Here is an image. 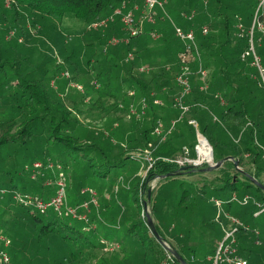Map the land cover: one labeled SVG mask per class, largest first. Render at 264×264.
I'll use <instances>...</instances> for the list:
<instances>
[{
	"label": "trees",
	"instance_id": "obj_1",
	"mask_svg": "<svg viewBox=\"0 0 264 264\" xmlns=\"http://www.w3.org/2000/svg\"><path fill=\"white\" fill-rule=\"evenodd\" d=\"M230 2H233L231 6ZM259 4L260 0H168L167 12L177 13L182 18L192 12L193 19L198 16L196 42L204 68L210 76L206 92L201 90V80L191 78L192 92L186 98L191 109L186 115L192 116L185 120V127L195 131L189 121L196 120L200 134L213 148L215 161L228 157L233 160L224 161L216 169L215 177L205 180L200 187L195 182H189L192 191L186 188L185 182H181V188L175 193L169 190L162 193L163 181L169 185L183 176L179 173L180 165L166 158L175 160L187 144L182 136L183 128H177V125L168 139L162 140L155 134L159 121L170 120L169 116L163 115L168 106L161 109L155 104L160 96H150L152 82L162 74L157 73L148 80L146 75H139L141 71L137 70L136 63L155 68L153 56L157 53V56H164L172 51L165 40L168 31L175 33L173 24L167 19H159L152 29L130 37L120 17H116L104 32L97 28L93 35L89 32L90 24L111 17L124 5L125 12L136 5L142 7V2L0 0V167L4 165L2 152L11 145L19 144L21 150L26 151L24 157L19 158L23 159L25 171L39 161L44 165L55 163L64 171V176L66 173L67 177L78 181L80 188H87L98 180L110 178L117 168H121V175L115 181L116 193L122 189L132 190L135 181L133 211L127 210L123 203L119 204L122 213L118 223L120 227L121 222L125 226L123 240L119 242H110L99 229L89 228L91 221L86 223L69 215L59 216L53 210L41 214L23 204L13 205V199L7 198L6 203L13 206V212L10 214L0 209L2 215H11L9 220L1 221L0 230L11 242L9 253L13 264H236L237 260L246 264H264V75L261 73V70L264 71V34L257 24L253 43L261 70L254 65L255 57L251 53L243 58L250 49L249 32ZM244 15L247 16V24L243 22ZM65 18L82 21L88 27L71 46L59 40L57 26ZM257 18L264 26V8L258 12ZM239 24H242L240 30ZM204 28L208 29L207 34L203 33ZM191 29L185 28L186 31ZM151 30L160 35L159 39H153ZM14 31L15 36L11 38ZM49 31L56 33L51 37L52 45L60 48L63 62L55 61L44 39L35 42V38L49 34ZM114 36L128 38V42L108 43ZM151 40L159 44L151 48ZM184 49L177 51L178 61L174 71L169 73V77L164 75L165 85H169L171 80L173 83L175 76L180 74L179 54ZM122 53H133L132 58L127 59L133 64L123 71L127 76L123 82H130L136 87L137 94L148 101V109L144 117L131 115L133 126L131 130L122 132L119 144L102 130L85 126L79 119L83 113L81 106L75 104L69 107L54 84L65 88L83 74L82 79L94 81L96 87L93 86L84 95L87 98L91 94L103 96L97 89V76L105 75L106 85L117 83V56ZM96 62L98 65L93 67ZM90 66L97 76L89 72ZM67 67L71 69L72 76L58 79L63 72H67ZM159 67L165 71V65ZM192 69L197 71L195 63ZM228 79L234 80L236 86L230 85ZM220 95L223 99L219 98ZM101 98L90 106L91 115L105 111V108L98 109L99 105L107 102L103 103ZM166 98L168 95L160 100L163 99L164 103ZM236 106L239 109L234 110ZM217 109H221L220 117L226 127L218 123L221 121L218 117L214 119ZM117 112L120 113L119 110ZM186 115L180 119L184 120ZM172 124L170 120L166 127ZM192 146H189L190 149ZM148 148L156 160L152 166L140 155H135ZM9 150L14 153V147ZM192 155L195 156L193 149ZM236 160H239V167L248 161L252 165L250 171L236 168ZM133 162L141 163L142 167H132ZM193 168L189 169L190 172L197 171ZM144 169L148 174L146 178H141L139 174ZM18 173H9L11 176L6 181L0 180V189L4 187L12 194L24 196L28 195L25 189L34 188L40 193L38 198L44 200L55 195L54 191L49 197L45 191V177L32 180L31 172L30 178L23 183V190L16 193L14 189H19L15 182ZM128 174L135 177L131 178ZM168 174L172 176L161 178ZM148 178H160L150 201L148 187L144 185ZM122 182L127 185H122ZM207 189L212 193L210 202L202 196ZM170 193L171 207H166ZM2 197L0 203L4 201ZM147 203L151 205L152 213L149 215L160 238L152 233L148 225ZM107 207L105 205L97 214L105 213L113 221L117 210L115 208L110 213ZM233 219L238 223H232ZM111 245L119 249L122 247L121 252L111 254ZM227 248L228 254L221 256V251ZM0 264L3 263L0 261Z\"/></svg>",
	"mask_w": 264,
	"mask_h": 264
},
{
	"label": "rangeland",
	"instance_id": "obj_2",
	"mask_svg": "<svg viewBox=\"0 0 264 264\" xmlns=\"http://www.w3.org/2000/svg\"><path fill=\"white\" fill-rule=\"evenodd\" d=\"M167 3H168V0H167ZM230 3H231L230 4V6H231L233 4V2H230ZM258 8H259V6H258ZM263 8H260L259 10L257 9L258 11H256V13L259 12L260 10H262ZM209 12L212 14L211 11H209ZM192 14H194V12L189 14V16ZM168 15H169L170 19L165 18V20L167 19L166 20L167 22L170 21L169 23H171V24H172V22H174L176 25L181 27L184 31H186L185 28L191 27L192 28L191 30L196 33L195 29L198 28L197 27L198 26V19H199L198 16L195 19H189L185 16H183V18H182L179 14L169 13V11H168ZM198 15H199V13H198ZM242 18H243V22L246 23L247 22V16L244 15ZM106 19H108V18H106ZM106 19H103V20H106ZM103 20H101V21H103ZM101 21L94 22V23L90 24L89 25V29H90L89 32L92 33L93 35H95V31H97V30L104 32L105 29H107V27L111 23L110 22L107 25V27L101 26V27H98V29H97L94 24L99 23ZM57 22L58 21H56L55 24H57ZM163 24H165V23H163ZM166 25H168V23H166ZM239 27H242V24L238 25V29H239ZM57 28L59 31V33L57 32L59 34V40L62 44H64V45L67 44L66 46H71L73 43H75L76 39L79 38L81 33H83L84 31H86L88 29V27H86L82 21H78L76 19L73 20L71 18H68V19L65 18L63 20V22H61L60 25L57 26ZM94 29H97V30H94ZM191 30H188V31H191ZM51 31H49L50 32L49 34H47V33L42 34L44 37L38 36L37 38H35V42L39 43L38 42L39 40L44 39L45 42L47 43V47L52 50V54L55 58V61L56 62H63V58L60 55V53H61L60 48L54 47L52 45V44H54V42H53V39L51 37L54 34L56 35V33L51 32ZM14 36H15V31L11 35V38ZM113 39L121 41V40H124V37L114 36L111 39H109L108 43L111 44V41ZM197 39H199L198 36H197ZM20 41H22V38L20 39ZM90 42H92V41H90ZM165 42L167 43V45L170 47V49L172 51L169 53H165L164 56L163 55L157 56L158 53L156 55H154L153 56V60H154L153 62L156 65L155 68H153L152 66L149 67V65H147V64L141 65L140 63H136V66H137V70H139V72L141 71L139 73V75H146V78L148 80L153 79L157 73L162 74V77H156L154 79V81L152 82V85H151L152 88L150 89V96L155 97L158 95L161 98L164 95L165 96L168 95V99L166 98V101L164 100L165 102L163 105H161V109H164L163 106H165V108H166V106H168L165 113L167 116H169V119L171 120V122L175 123V127L177 125V128H180V127H181V129L183 128L182 129L183 130L182 136L185 139V142L187 144V145H184L182 147L181 154H179L178 157L175 159V160L180 159V158L184 159V160H181L180 167L186 168V169L179 171V173H183V176L181 175V177L178 178V180H176V181L174 180V181L170 182L171 184H169V185H167V183H168L167 181H163L162 183H163L164 189H162V193H166V191H168V190L171 191L172 193H175V191H177L178 189L181 188V182H185L186 188L189 191H192L191 188L189 187L188 183L189 182H195L198 185V187H200L201 184L205 182V180L210 181L212 178L215 177V171H216V169H218V168H215V165L218 162L215 161V157H214V160L209 163L206 160H203L202 157L198 156L197 150H198V147L201 146L200 138L203 136L202 134H200V132L198 130V123H197V127L194 126L195 131L185 127V125H186L185 120L191 118L190 116H192V115H188V116L186 115L184 120L180 119L182 116V113H181L180 109H178L175 106V99L177 98V96L179 94V86L177 85V82H176V78L179 74L177 76H175V78H174L175 80L173 83H172V80L170 81L169 85L168 84L165 85L163 83V80L165 82V76L169 77V73L174 71V67H177V65L175 63L176 60L178 61V52L177 51L185 48V44L176 36L175 33H171L170 31H168V33L166 35ZM25 43H23V44H25ZM94 43H96V41H94ZM26 44H29V43H26ZM158 44H159L158 42H153L152 40L150 42L151 48L158 45ZM107 46H112V45L108 44ZM97 51L99 53L101 52L100 49H97ZM132 54L133 53H126L124 55V53H122L121 55L117 56V83L112 82L110 85H106L105 75L101 74V75L97 76V72H94L91 70L92 66H90V69L88 68L89 72L92 75L97 76V79L99 80L97 89L99 90V93H103V96H97L98 94H94V96H93V94H91V97L87 98L84 95L87 93V90H88V92H90L91 90H89V89H93L95 86H94V81H91V80L84 81V79H82L83 74H82L81 78L73 79L71 84L67 85V87L65 85V88H62V86L60 88L59 85L54 84V86H55L54 88L59 91L60 96H64L65 101L67 102L69 107H73L75 104H79L81 106L83 113L80 114L79 119L81 122L84 123L85 126L91 128V129L96 128L98 130H102L104 132V134H107L108 136L109 135L112 136L115 139V141L119 144L122 142V141L120 142L118 139V138L122 137V132L127 131V130L128 131L131 130L130 128L133 126V123L131 122L133 120V117L131 115H134L135 117H142V116L144 117V115L146 114V111H142L143 115H139L138 114L139 112L136 114L132 112V107H131L132 105L134 106L133 109H136V107H137V109L142 108L141 103H142V100L144 97L141 98V96H140L141 94H137L136 87L135 86L133 87L130 82H128V83L123 82V78L127 77L126 73L123 71H126L125 69L130 68L133 64V62H129V63L127 62V59L132 58ZM180 56L181 55L179 54V59H180ZM199 57H200V60L196 56L195 60L191 59L192 62H188V66L191 69V73L189 74V77H188L190 84H191V92H192V82H191L192 77H195L198 80H201L203 82L202 87H201L202 91L206 92L208 89V86H209L208 85V82L210 79L209 71L204 68V65H203L204 63H203V60L201 58V55H199ZM180 61H181V59H180ZM147 63H149V62H147ZM194 63H195V67L197 68V71L192 69V67L194 66ZM97 65H98V63L96 62L93 64V67L97 66ZM160 65H165V69H164L165 71L164 72L159 67ZM184 65H185L184 63L183 64L181 63L180 68L182 69V67ZM200 65H202V68L204 69V71H206V74H207L206 77H204L201 73H199L200 72ZM26 66L31 67V68L33 67V65H26ZM221 69L224 70L223 66L221 67ZM73 75H75V73ZM71 76H72L71 69L69 67H67V72H63V74H61L58 79H62L63 77L68 79ZM78 77H80V75ZM97 79L95 78V81ZM228 82L230 85L236 86V82L234 80L228 79ZM162 94H164V95H162ZM80 95L83 97L82 99H81ZM222 97H223V95H220L219 98L223 99ZM99 98H101V101L103 103L107 101L106 104H101V105H99V108H98V109L105 108V109H103L105 111L95 112V113H92V115H91L89 113L90 106H93V104L95 103L94 101L98 100ZM173 99H174V102H173ZM82 100H84V101H82ZM167 100H168L169 104L167 103ZM132 101H134V103H132ZM186 104L189 107V111H190L191 106L187 103V101H186ZM116 105H117V109L115 108ZM170 105H171V107H169ZM147 109H148V101H147L146 110ZM237 109H239V108H237V106H236L234 108V110H237ZM117 110H119L120 113L117 112ZM220 115H221V109L220 110L217 109L214 111L213 117H214V119H215V117H218L221 120V121H219L217 119V121H219L218 123H222L223 126L226 127V124L223 123L224 120L222 117H220ZM170 120L162 122L163 123V130L165 131L161 135L162 140L168 139L174 132L173 131L169 134L166 133L170 128V126H169V128L166 127V123H169ZM159 122H161V121H159ZM112 132H114V134H112ZM199 134H200V136H199ZM152 145L153 144L151 143L150 146H152ZM189 146H192L191 149ZM12 147H14V153L13 154L9 150V148H12ZM192 149L195 152V156L192 155ZM201 150H202V147L200 148V151ZM212 151H213V148H212ZM150 152H152V151H150L148 148V149H145L142 152V154L139 153V151H138V154L136 153L135 155H137V156L140 155L141 158H144L148 162L151 163L152 162V160H151L152 156H151ZM2 154H3L2 158L4 160V165L2 167H0V180L6 181L7 177L9 175L11 176V174H9V173H14L15 171H19V173L17 174V178H16L17 181H15V182H17L18 187H19V189L18 188L14 189L16 193H19V191L23 190L22 189L23 183H24L25 179L30 178V172L32 174L31 175L32 180L38 179V176L35 177V179H33V176L37 172L36 167L37 166L41 167V165H42L41 161L37 162V163H39L38 165H33L32 168L26 169V171H25L23 159L19 160V158H23L24 155L26 154V151L21 150L19 144L18 145L16 144L13 146L11 145L10 147L6 148L2 152ZM149 154H150V156H149ZM213 155H214V151H213ZM203 157L207 158L205 156H203ZM152 158L154 159V157H152ZM186 158H189L188 160H195V163H196V161H197V163L198 162L199 163L189 165L187 163L188 161H186ZM166 160L167 161H175V160H171V159H167V158H166ZM37 163H35V164H37ZM48 163L46 165L43 164L42 167L40 168V170L42 169V171L44 173V177L46 179L45 191L53 194L54 191L56 192V190H57V183L59 180L58 178H59L60 174H62L64 171L62 172L61 171L62 169H60L59 166H57V164H55V163L52 164L53 167L50 168L49 165L51 163L50 164H48ZM139 166L142 167V164L136 163V162H133V164H132V167H135L136 169H139ZM192 166H194L195 168H193V169L197 170V171L190 172L189 169ZM250 166L252 167L251 164H248V161H245L244 165H242L241 167L238 166V169L250 171L249 170ZM187 167H189V168H187ZM28 170H30V172ZM121 171H122L121 168L120 169L117 168L112 173L110 178L105 179V180L103 179L100 181L98 180L94 185L87 187V188H90L97 193V205H91L90 210L79 209L80 205H82L84 203V201L89 200V198H90L89 194L88 195H82L81 194L82 190L84 189L83 187H85V186L80 188L78 181L75 178L70 179L69 177H67L68 175L65 173V175H66L65 178L67 181L66 190H67V197L69 200V206L74 207V208H78L79 214H88L89 219L91 221L90 222L91 225L89 228L99 229V232L103 233L104 237L107 238V240H109L110 242L122 241L123 236H124V234H123L124 228H125V226L123 225L124 223L121 222L122 228L119 226V223H118L119 218L121 217L120 215L122 213L119 210V208H120L119 204L123 203L127 210H129L131 212L133 211V194H134L133 188H134L135 181L132 183V190L122 189V190H119L118 193H116L117 184L115 181H116V178H118L121 175ZM6 173H8V174H6ZM147 174L148 173L145 172V169H144V171L141 174H139V177L146 178ZM128 175L130 176V174H128ZM47 177H48V179H47ZM130 177L134 178L135 176L131 175ZM158 183H159V179L148 178L145 181L144 185H145V187H148L149 201L152 197V191L157 189ZM123 184L125 186L127 185L126 182L125 183L122 182V185ZM24 191H25V193H27L28 195H31L32 197L33 196L39 197L38 195L40 194L38 191L34 190V188H31V189L27 188ZM0 193H1L0 197L3 196L2 198H4V201H1L3 203H0L1 211L5 210V212L12 214L13 211L11 210V208H13V206H10L9 204H7L6 200H7V198L11 197L13 199L12 200L13 205H18L19 199H17V194H12V192H9L4 187H2V189H0ZM170 196H172L171 193H170L169 198L167 200L166 207L167 206L171 207L172 199L170 200ZM202 196L204 197L205 200L208 201L212 197L211 190L207 189L205 191V195H202ZM49 197H51V196H49ZM209 202H210V200H209ZM105 205H108L107 209L110 210V213H111V211L113 212V210L116 208L117 211L115 213V219L113 221H110L108 219V217L105 215V213H102L100 215L97 214V212L104 209ZM80 208H82V207H80ZM145 211H146V213L151 215L152 209H151L150 204H148V203L145 204ZM10 216L11 215L7 216V214L4 216L0 213V223H1V221L9 220ZM232 223H238V220L233 219ZM228 236H230V234ZM1 237H7V236L4 235L2 233V231L0 230V251L4 250V251L8 252V254L10 255L9 249L11 247L6 248ZM121 248L119 249V248H117V246H113V247L109 246L110 253L113 255H118L121 252ZM227 250H229V248L223 249L221 251L220 255L225 257L226 256L225 253H227ZM219 258H220V256H219Z\"/></svg>",
	"mask_w": 264,
	"mask_h": 264
},
{
	"label": "built area",
	"instance_id": "obj_3",
	"mask_svg": "<svg viewBox=\"0 0 264 264\" xmlns=\"http://www.w3.org/2000/svg\"><path fill=\"white\" fill-rule=\"evenodd\" d=\"M140 2H142V7L139 5H136L132 10H129L127 12H125V5L122 8H119L115 11V13L109 17L106 20H103L99 23H95V27H101V26H107L112 20H114L116 17H120L121 22L123 23L128 35L130 37H135L140 35L141 33H143L144 31V25L145 23H149L152 25L157 24L158 19H165V18H169L168 12L166 10V4H167V0H139ZM264 7V0H260V4H259V8H263ZM257 10V11H258ZM159 13L160 16H159ZM194 14H192L191 16H188L187 18L189 19H193ZM258 12L255 15V19H254V23L252 26V29L250 30L249 34H250V49L249 52H246L243 55V58H245L246 56H248L250 53L251 55H253L255 57V63L254 65L259 67L261 70V66H260V60L259 58H257L256 54H255V48H254V43H253V33H254V27L257 24L259 31H261L264 34V26L262 24H260V22L258 21ZM174 30H175V34L176 36L185 44V49L184 51L180 54V59H181V63L185 64L182 67V70L180 72V74L177 76L176 78V82L177 85L180 88V92L179 95L177 96V98L175 99V106L180 109L182 116H185L188 112H189V107L186 104V98L187 96L190 95L191 93V84L189 81V74L191 73V69L188 66V62H192V60L197 58L200 60V52L198 49V45L196 42V34L194 31H184L181 27H179L178 25H176L174 22H172ZM240 29H242V27H240ZM243 31V30H242ZM203 33L207 34L208 33V29L204 28L203 29ZM152 37L153 39H159V35L156 32L152 33ZM125 42H128V38L124 39ZM119 41L116 39H113L111 41L112 45H116L118 44ZM204 77H206V71H204V69L202 68V65H200V72ZM262 75H264V71L261 70ZM155 104L156 105H161L162 103L157 99L155 100ZM142 108L139 111H137L136 109H133L134 106L132 105V112L133 113H138L139 115H143L142 111H146L147 108V101L145 100V98L142 100ZM189 124L197 127V122L195 120H190ZM175 127V123L172 124V126L170 127V129L166 132L167 134L171 133L173 131ZM165 131L163 130V123L162 122H158L156 128H155V133L159 136H161ZM200 144L201 146L198 147L197 150V154L199 157H202L203 160H206L207 162H211L209 161V159L204 158L201 154H200V148L202 147V140L200 139ZM207 144V143H206ZM208 146L210 147V152L211 154H213L212 151V147L210 144H208ZM188 155V154H187ZM150 156V154H149ZM189 158H186V161H188L187 163L189 165L191 164H196L195 160H188ZM212 159V158H211ZM146 160V159H145ZM152 162H147L150 164V166H152L156 160H154L151 157ZM181 160H184L183 158L177 159L175 160L176 163H178L179 165H181ZM197 162V161H196ZM199 163V162H198ZM34 164V165H38ZM42 164V163H41ZM40 164V165H41ZM50 164V163H49ZM39 165V166H40ZM43 165V164H42ZM41 165V167H42ZM41 167H36L37 172L36 174L33 176V179H35V177H44V173L42 171V169L40 170ZM50 168L53 167L52 163L49 165ZM58 183H57V190L55 195L50 198L49 200H44L41 198H32L29 195H24V196H20L17 195V199H19V204H23V206L27 207V208H31L36 212H39L41 214H45L46 212L53 210L55 211L59 216H64L69 215L71 218L73 219H77L80 221H84L86 223L90 222L89 216L88 214H79L78 212V208H74V207H70L69 203H68V197H67V186H66V180H65V176L64 174H60L59 178H58ZM118 190V188L116 187V191ZM83 195H90L89 200L84 201V203L82 205H80L79 209H86V210H90V206L91 205H97V193L95 191H93L90 188L84 189L82 191ZM217 204L220 206V203L217 201ZM2 241L5 244L6 248H9L11 242L9 239H7L6 237H1ZM111 247H113L111 245ZM218 259H220L218 257ZM0 261L3 264H12L11 261V257L8 254V252L1 250L0 251ZM236 264H246V262L241 261V260H237Z\"/></svg>",
	"mask_w": 264,
	"mask_h": 264
},
{
	"label": "water",
	"instance_id": "obj_4",
	"mask_svg": "<svg viewBox=\"0 0 264 264\" xmlns=\"http://www.w3.org/2000/svg\"><path fill=\"white\" fill-rule=\"evenodd\" d=\"M199 136H200V134H199ZM201 138L205 141V143L209 144L208 140H207L205 137L202 136ZM201 138H200V139H201ZM213 160H214V155L212 154V160H211V162H212ZM227 160H233V158H232V157H228V158H226L225 160H222V161L218 162V163L215 165V168H219V167H221L222 164L224 163V161H227ZM238 165H239V160H236V161H235V167L238 168ZM195 166H196V165H195ZM192 167H194V166H192ZM192 167H190V168H192ZM187 168H189V167H187ZM184 169H186V168H181V171L184 170ZM171 176H172V174H168V175H166V176H164V177H161V178H162V179H165V178H168V177H171ZM159 179H160V178H159ZM148 215H149V214H148ZM148 225H149V227H150L152 233H153L157 238H160V236H159V234H158V232H157L156 226H155V224H154V221H153V219L151 218L150 215L148 216ZM175 256L178 258V260H180V257L177 256V254H175Z\"/></svg>",
	"mask_w": 264,
	"mask_h": 264
},
{
	"label": "crops",
	"instance_id": "obj_5",
	"mask_svg": "<svg viewBox=\"0 0 264 264\" xmlns=\"http://www.w3.org/2000/svg\"><path fill=\"white\" fill-rule=\"evenodd\" d=\"M160 14H161V13H159V16H160ZM159 19H160V18H159ZM159 19H158V20H159ZM160 20H163V21H164L165 19H160ZM153 26H154V25H152V24L145 23V25H144V31H143V33H144V32H146V31L148 30V28H151V29H152V28H153ZM151 31H152V30H151ZM153 32H156V31H152V32H151V36H152V33H153ZM156 33H157V32H156ZM157 34H158V33H157ZM158 35H159V34H158ZM159 37H160V35H159ZM162 95H164V94H162ZM162 97H165V95H164V96H162ZM141 98H142V97H141ZM158 100H159V101L162 103L161 105H163V104H164V103H163V101H162L163 99H162V100H160V99L158 98ZM161 105H158V106H160V107H161ZM136 110L140 112L141 108H140V109H137V107H136ZM165 112H166V110H164V111H163V115H164V116L166 115V113H165ZM47 193H48V192H47ZM48 194H49V196H52V193H48ZM86 195H87V194H86Z\"/></svg>",
	"mask_w": 264,
	"mask_h": 264
},
{
	"label": "bare ground",
	"instance_id": "obj_6",
	"mask_svg": "<svg viewBox=\"0 0 264 264\" xmlns=\"http://www.w3.org/2000/svg\"><path fill=\"white\" fill-rule=\"evenodd\" d=\"M201 140H202V150L200 151V154L207 157L211 161L212 154L210 152V147L208 146V144L205 143V141L202 138Z\"/></svg>",
	"mask_w": 264,
	"mask_h": 264
}]
</instances>
